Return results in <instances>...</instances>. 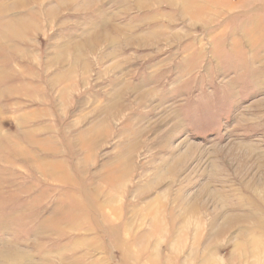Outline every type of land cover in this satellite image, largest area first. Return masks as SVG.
<instances>
[{"label":"rangeland","instance_id":"rangeland-1","mask_svg":"<svg viewBox=\"0 0 264 264\" xmlns=\"http://www.w3.org/2000/svg\"><path fill=\"white\" fill-rule=\"evenodd\" d=\"M0 264H264V0H0Z\"/></svg>","mask_w":264,"mask_h":264}]
</instances>
